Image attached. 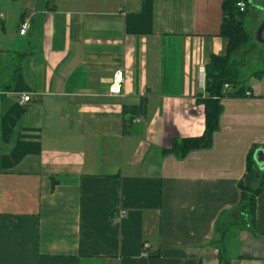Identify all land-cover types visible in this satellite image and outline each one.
Instances as JSON below:
<instances>
[{
  "label": "crops",
  "instance_id": "crops-1",
  "mask_svg": "<svg viewBox=\"0 0 264 264\" xmlns=\"http://www.w3.org/2000/svg\"><path fill=\"white\" fill-rule=\"evenodd\" d=\"M224 1L0 0V264H264V192L252 225L238 186L264 72L222 99L210 148L162 153L204 133Z\"/></svg>",
  "mask_w": 264,
  "mask_h": 264
},
{
  "label": "trees",
  "instance_id": "trees-1",
  "mask_svg": "<svg viewBox=\"0 0 264 264\" xmlns=\"http://www.w3.org/2000/svg\"><path fill=\"white\" fill-rule=\"evenodd\" d=\"M239 0H225L223 4L226 22L222 23L220 35L226 42L225 51L222 54H212L205 67L206 72V95L199 94L197 102L204 105L205 108V130L201 136H188L177 138L173 141L171 147L163 149V154H174L178 158L186 157L194 150L210 148L213 143V136L220 128V116L223 112L222 99L226 97L246 96L245 86V66L244 59L235 58L237 50L248 44L251 35L247 31L244 22L245 16L249 12L250 2L247 9L241 12L237 6ZM264 69L256 70L253 75L261 77ZM229 85V88L226 87ZM143 105L139 112L143 113ZM129 110L138 111L131 107ZM127 110V108H126ZM264 145L254 144L248 155L246 168L251 171L256 167L255 152ZM238 186L241 190V203L247 212V217L251 224L255 222L256 199L264 192V166L257 170V182L255 185H247L240 180ZM219 227V224H218Z\"/></svg>",
  "mask_w": 264,
  "mask_h": 264
},
{
  "label": "rangeland",
  "instance_id": "rangeland-1",
  "mask_svg": "<svg viewBox=\"0 0 264 264\" xmlns=\"http://www.w3.org/2000/svg\"><path fill=\"white\" fill-rule=\"evenodd\" d=\"M264 21V0H253L249 6V12L245 16L244 25L250 33L251 38L245 47H240L242 50L237 59L246 61L245 72H253L264 67V44L256 38V31L259 25ZM264 38V31L262 33ZM236 58V55H235Z\"/></svg>",
  "mask_w": 264,
  "mask_h": 264
},
{
  "label": "built area",
  "instance_id": "built-area-1",
  "mask_svg": "<svg viewBox=\"0 0 264 264\" xmlns=\"http://www.w3.org/2000/svg\"><path fill=\"white\" fill-rule=\"evenodd\" d=\"M253 0H239L237 2V6L239 8V10L241 12L245 11L247 9V4L248 2H251ZM29 28V24L28 23H23L21 25L20 28V33L21 34H25L27 32V29ZM124 79H125V74L124 71L122 69H118L115 71L113 78H112V82L111 85L109 87V93L112 95H119L122 93V86L124 83ZM226 87L229 88V85H226ZM246 95H250V91L246 92ZM31 100V96L30 94H26L22 97V99L20 100V103H26L27 101ZM126 215V210L121 209L117 212V216L116 219H121Z\"/></svg>",
  "mask_w": 264,
  "mask_h": 264
},
{
  "label": "water",
  "instance_id": "water-1",
  "mask_svg": "<svg viewBox=\"0 0 264 264\" xmlns=\"http://www.w3.org/2000/svg\"><path fill=\"white\" fill-rule=\"evenodd\" d=\"M264 31V21L259 25L256 31V38L259 42L264 44V38L262 37V33ZM255 160L259 168H263L264 166V149H257L255 152Z\"/></svg>",
  "mask_w": 264,
  "mask_h": 264
}]
</instances>
